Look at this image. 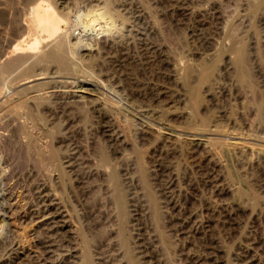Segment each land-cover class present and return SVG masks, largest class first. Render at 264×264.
Listing matches in <instances>:
<instances>
[{"label":"rangeland","instance_id":"374dc122","mask_svg":"<svg viewBox=\"0 0 264 264\" xmlns=\"http://www.w3.org/2000/svg\"><path fill=\"white\" fill-rule=\"evenodd\" d=\"M0 56V264H264V0H0Z\"/></svg>","mask_w":264,"mask_h":264},{"label":"bare ground","instance_id":"6f19581e","mask_svg":"<svg viewBox=\"0 0 264 264\" xmlns=\"http://www.w3.org/2000/svg\"><path fill=\"white\" fill-rule=\"evenodd\" d=\"M2 4V3H1ZM52 5V4H51ZM3 12V11H2ZM62 12V11H61ZM3 16L6 14H4V12L2 13ZM61 14V13H60ZM60 14L57 11H54L53 7L51 8L49 5H46L43 3V1L37 3L33 8L30 9V19H29V25L26 27L27 29V35H29L30 33H34V34H43L45 35L48 39L52 38L54 36L59 35H63L64 33H66V31L62 28H64L63 26L66 27V24L64 22V19H62V17L60 16ZM7 18V17H6ZM12 22V21H11ZM11 28V27H10ZM25 28V27H24ZM69 28V27H68ZM66 29V28H65ZM13 30V29H12ZM25 30V29H24ZM20 31V30H19ZM14 32V31H13ZM16 33V31H15ZM73 33V32H72ZM23 35V34H22ZM38 35V36H40ZM36 38V37H35ZM27 39V38H26ZM21 40V39H20ZM37 39H35L36 41ZM74 40V39H73ZM25 42V40L23 41V43ZM29 43V42H27ZM25 45H21V43H17L15 50L17 53H31V49H33V45L36 43L34 42L31 45L28 44ZM57 43V42H56ZM77 43V42H76ZM75 44V43H74ZM74 44L72 46L67 47L69 50L73 51L74 49ZM66 46V45H65ZM66 48V49H67ZM58 49H62V46L60 45V48ZM63 50V49H62ZM57 51V50H54ZM59 54V53H58ZM73 54V53H72ZM57 55V54H56ZM1 57V56H0ZM66 57V56H65ZM29 60V57H26V60ZM43 58V57H42ZM31 59V57H30ZM44 59V58H43ZM23 60L24 62L28 63L29 61L27 60ZM50 61V60H48ZM22 63V62H21ZM1 64V63H0ZM30 64V63H29ZM40 64V63H39ZM44 64V63H43ZM25 65V63H24ZM23 65V66H24ZM67 65V64H66ZM31 67V66H30ZM27 68V67H26ZM41 68V67H40ZM5 69V67H4ZM31 69V68H30ZM3 70V69H2ZM42 70V69H41ZM44 71V70H43ZM32 73V72H31ZM85 73V72H84ZM26 75V74H25ZM30 74L29 77L27 78H22V80L20 79V81L18 83H16L17 87L20 86H24L27 85L29 83L35 82V81H40L45 79V75L44 72L43 74H34L32 75ZM1 76V75H0ZM23 77V76H21ZM5 78V77H4ZM1 83V82H0ZM2 84V83H1ZM41 85V84H40ZM7 87H5L4 85H0V99L6 97V92H8ZM11 89V88H10ZM40 89V88H38ZM46 95V94H45ZM22 97V96H21ZM17 98H19V96L17 95ZM25 98V97H24ZM7 99V98H6ZM21 99V98H20ZM19 99V100H20ZM1 101V100H0ZM1 103V102H0ZM19 103V101H18ZM20 105V104H19ZM0 114L3 115V118L8 115H11L13 112H16L18 109V105H17V99H7L5 101H3L0 104ZM21 109V107H20ZM19 112V111H18ZM17 112V115H18ZM22 116V115H21ZM19 117V116H18ZM24 117V116H23ZM1 118V117H0ZM22 118V117H21ZM24 119V118H23ZM1 122V121H0ZM2 130V129H1ZM2 137V136H1ZM2 142V141H1ZM1 144V143H0ZM250 146V145H249ZM263 149V148H262ZM264 152V151H263ZM9 165V164H8ZM11 165V164H10ZM10 169V167L8 168ZM12 170V169H11ZM14 172V171H13ZM12 173V172H11ZM10 174V173H8ZM8 177V176H7ZM5 180V179H4ZM7 181V180H6ZM2 209V208H1ZM10 257V256H9Z\"/></svg>","mask_w":264,"mask_h":264},{"label":"built area","instance_id":"2783aa9c","mask_svg":"<svg viewBox=\"0 0 264 264\" xmlns=\"http://www.w3.org/2000/svg\"><path fill=\"white\" fill-rule=\"evenodd\" d=\"M72 34H73V36L74 37H76V38H80L81 36H82V31H81V29L80 28H78V27H75L73 30H72Z\"/></svg>","mask_w":264,"mask_h":264}]
</instances>
